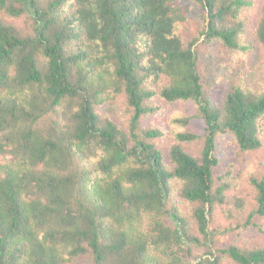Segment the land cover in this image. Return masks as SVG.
Returning a JSON list of instances; mask_svg holds the SVG:
<instances>
[{
	"label": "trees",
	"instance_id": "obj_1",
	"mask_svg": "<svg viewBox=\"0 0 264 264\" xmlns=\"http://www.w3.org/2000/svg\"><path fill=\"white\" fill-rule=\"evenodd\" d=\"M195 1L207 20L186 35L176 0H0V264H264V244L209 229L244 205L215 147H262L264 61L225 70L215 94L199 57L218 41L264 58V0ZM248 180L243 223L263 231L264 174Z\"/></svg>",
	"mask_w": 264,
	"mask_h": 264
},
{
	"label": "rangeland",
	"instance_id": "obj_2",
	"mask_svg": "<svg viewBox=\"0 0 264 264\" xmlns=\"http://www.w3.org/2000/svg\"><path fill=\"white\" fill-rule=\"evenodd\" d=\"M178 1L186 11V20L184 22V28L186 30V35L196 34L199 29H201L206 23V16L201 6L195 0H176ZM262 1V0H260ZM257 16V9L254 13L250 14L248 23L246 26V38L245 41L251 43V29L254 25L255 18ZM202 38H200L201 40ZM199 40V41H200ZM207 48L201 47L199 57L203 64V76L206 81V86L211 90V93L220 94L222 92V84H224V72L225 70H231L239 66L241 62L245 61L244 67L253 70V66L259 61H264L263 56L260 58L261 51L256 45L249 52H239L230 51L222 46L218 41H212L207 44ZM241 59L243 61H241ZM251 75H257V73H250ZM193 106L188 103H174L170 105L167 112L182 113L193 115ZM106 109L111 112V115L125 128L126 120L122 113L121 107L117 105H108ZM166 128L171 124L165 121ZM190 127L197 134H202L203 132V122L199 118H192L190 120ZM215 150L217 155L221 157L226 163L231 162L239 165L235 169V179L237 181V187L229 191V193L237 194L243 198L244 205L240 211L234 207L225 209L227 211L225 214L220 208L214 211V218L212 224L209 225V229L215 227L216 234L215 237L222 244H226L229 241H234L240 236L245 237V244L252 245L256 241L259 244H264V217L258 218L253 216V218L259 222L262 226L263 231L258 230L252 226H244L243 223L247 213L253 208V187L249 183V176L253 173L256 177L259 174H264V120H263V145L257 151L248 152L244 155V161H238L236 158V146L229 143V138L227 136H222L219 138ZM191 151L197 152L201 146V141L197 140L194 143H190ZM241 162V163H240ZM232 227L230 230H227Z\"/></svg>",
	"mask_w": 264,
	"mask_h": 264
}]
</instances>
